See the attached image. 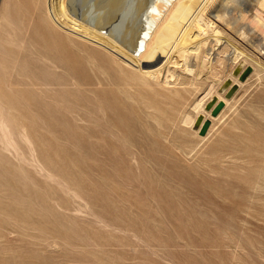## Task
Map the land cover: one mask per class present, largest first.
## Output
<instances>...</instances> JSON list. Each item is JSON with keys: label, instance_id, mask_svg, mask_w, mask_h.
Segmentation results:
<instances>
[{"label": "rangeland", "instance_id": "1", "mask_svg": "<svg viewBox=\"0 0 264 264\" xmlns=\"http://www.w3.org/2000/svg\"><path fill=\"white\" fill-rule=\"evenodd\" d=\"M136 1L133 35L149 21ZM239 1L207 13L264 60L234 22ZM37 2L0 0V264H264V78L228 75L232 99L198 113L211 80L166 63L142 83L136 58L68 34ZM188 114L210 120L205 134Z\"/></svg>", "mask_w": 264, "mask_h": 264}, {"label": "bare ground", "instance_id": "2", "mask_svg": "<svg viewBox=\"0 0 264 264\" xmlns=\"http://www.w3.org/2000/svg\"><path fill=\"white\" fill-rule=\"evenodd\" d=\"M37 1V5L45 3L47 15L54 26L75 37L84 38L91 43H98V46L100 45L108 52H115L120 57L136 58L141 64L136 78L142 83L147 81V71L158 79L157 71L166 63L174 65L176 69L193 73L197 79L211 80L210 83L207 81L209 84L206 88L201 87L205 89V96H202L201 100L197 98L193 102V107L198 113L204 111L202 109L212 107L216 98L207 107L206 104L215 94L218 95L216 104L221 100L227 103L232 99L225 97L231 87L225 89L223 93L219 90L220 85L228 75L232 76L234 82L241 84L239 79L241 72L246 67L251 66L253 72L256 73L255 75L258 76L257 78L260 80L264 78V60L261 56L247 47L244 48L241 41L225 34L219 29L217 22L208 15L207 10L213 0H161L157 5L152 0H146L147 3L143 0H137L135 5L138 7L145 6L146 11H149V16L145 19V15H142L140 20L149 21H146L134 35L128 33L129 24L126 20L133 10L135 0ZM252 2L256 6H251ZM232 17L235 19V23L243 21L241 23L242 32L249 38L248 42L253 43L254 40L255 47L264 52V0L239 1L234 7ZM249 31L259 32L261 37H254ZM127 36L128 39H126ZM131 37H135L133 47L137 52L136 54L128 50L129 43L132 41ZM137 54L144 55V57L139 59ZM194 60H197L198 63L195 69L192 68L195 66L193 65ZM228 63L232 67L230 72L227 70ZM238 63L242 64L243 69L239 74H234L235 66ZM170 78L174 79L175 84L178 83L176 71L172 73ZM130 79L132 78L130 77ZM184 89L187 92L190 90L187 87ZM181 98L183 101H187L185 96H181ZM205 119L198 128H195L196 118L188 114L184 118V123L194 127L199 134L205 124ZM233 126L240 128V123H235ZM246 133L249 132L246 131ZM245 134L238 135L237 141L241 142L239 138H243L242 141L247 140ZM248 148L251 146L246 143L244 149L247 150Z\"/></svg>", "mask_w": 264, "mask_h": 264}, {"label": "water", "instance_id": "3", "mask_svg": "<svg viewBox=\"0 0 264 264\" xmlns=\"http://www.w3.org/2000/svg\"><path fill=\"white\" fill-rule=\"evenodd\" d=\"M251 73H252V67L248 66L241 72L239 79L241 81H245ZM238 86H239L238 84H233L231 88L228 90V92L226 93L225 97L231 98L233 94L236 92V90L238 89ZM224 106H225L224 100H221L220 102H218L211 111L212 116H217ZM209 126H210V120H206L203 126V129H202V134L206 133Z\"/></svg>", "mask_w": 264, "mask_h": 264}]
</instances>
